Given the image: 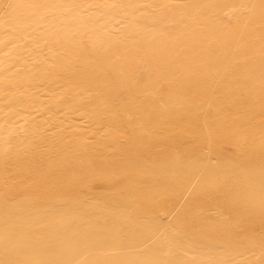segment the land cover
<instances>
[{"label": "bare ground", "instance_id": "bare-ground-1", "mask_svg": "<svg viewBox=\"0 0 264 264\" xmlns=\"http://www.w3.org/2000/svg\"><path fill=\"white\" fill-rule=\"evenodd\" d=\"M0 264H264V0H0Z\"/></svg>", "mask_w": 264, "mask_h": 264}, {"label": "rangeland", "instance_id": "rangeland-1", "mask_svg": "<svg viewBox=\"0 0 264 264\" xmlns=\"http://www.w3.org/2000/svg\"><path fill=\"white\" fill-rule=\"evenodd\" d=\"M224 147H225V149L227 150V151H229V153H231L232 155H234L235 157H237V158H240L241 157V152L238 150V149H236L235 148V146L233 145H231L230 144V146H229V144H226V145H223ZM231 147V148H230ZM233 149V150H232ZM235 151V152H234ZM240 154V155H239ZM254 227H255V230H253L254 229ZM253 227V233H257L260 229H258L259 227H257V226H254ZM257 227V228H256ZM256 231V232H255ZM238 232L239 233H241V231L240 230H238Z\"/></svg>", "mask_w": 264, "mask_h": 264}]
</instances>
